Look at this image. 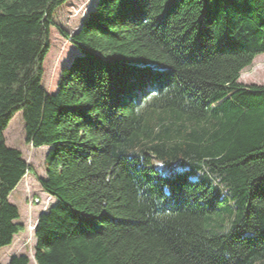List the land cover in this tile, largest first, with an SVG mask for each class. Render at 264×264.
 Masks as SVG:
<instances>
[{
	"label": "trees",
	"instance_id": "16d2710c",
	"mask_svg": "<svg viewBox=\"0 0 264 264\" xmlns=\"http://www.w3.org/2000/svg\"><path fill=\"white\" fill-rule=\"evenodd\" d=\"M67 1L0 0V248L24 230L8 197L31 168L4 137L20 112L48 147L35 264H264V85L239 82L264 0H95L59 29L77 52L49 93Z\"/></svg>",
	"mask_w": 264,
	"mask_h": 264
},
{
	"label": "rangeland",
	"instance_id": "374dc122",
	"mask_svg": "<svg viewBox=\"0 0 264 264\" xmlns=\"http://www.w3.org/2000/svg\"><path fill=\"white\" fill-rule=\"evenodd\" d=\"M94 2L95 0H68L56 9L53 15L54 26L50 28V47L43 64L42 85L47 92L56 90L62 68L69 64L77 52L75 46L59 29L68 35L76 32ZM239 82L246 85H264V54L256 56L252 63L241 71ZM4 137L8 147L16 148L22 153L31 170L26 172L8 197L19 210L18 221L23 224L24 230L15 235L10 245L0 248V264H7L12 256L22 254L28 256L29 264H35L33 230L37 216L50 202V197L38 182L39 177H45L44 158L48 147L34 148L25 142L24 122L20 112L12 116L4 131ZM34 199L38 202L35 203Z\"/></svg>",
	"mask_w": 264,
	"mask_h": 264
},
{
	"label": "bare ground",
	"instance_id": "6f19581e",
	"mask_svg": "<svg viewBox=\"0 0 264 264\" xmlns=\"http://www.w3.org/2000/svg\"><path fill=\"white\" fill-rule=\"evenodd\" d=\"M34 202L36 203V202H38V200L37 199H34Z\"/></svg>",
	"mask_w": 264,
	"mask_h": 264
}]
</instances>
